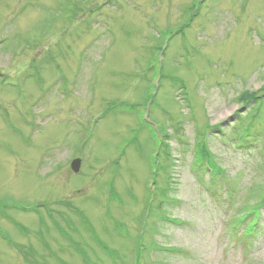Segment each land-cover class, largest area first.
Segmentation results:
<instances>
[{
  "label": "rangeland",
  "instance_id": "rangeland-1",
  "mask_svg": "<svg viewBox=\"0 0 264 264\" xmlns=\"http://www.w3.org/2000/svg\"><path fill=\"white\" fill-rule=\"evenodd\" d=\"M263 196L264 0H0V264H264Z\"/></svg>",
  "mask_w": 264,
  "mask_h": 264
},
{
  "label": "trees",
  "instance_id": "trees-1",
  "mask_svg": "<svg viewBox=\"0 0 264 264\" xmlns=\"http://www.w3.org/2000/svg\"><path fill=\"white\" fill-rule=\"evenodd\" d=\"M243 95H245L246 97H249L251 95V93L244 92ZM256 95L257 94H254L252 97H255ZM244 100H246V98H244ZM202 150H203V153L204 154H207V152L205 151L204 148H202ZM211 163H212V161H211ZM211 166H212V164H211ZM262 198H263V201L261 202V204H260L259 207H261V206L264 205V196ZM257 223H258V218H256L255 220H252V222L249 225V228L247 230L246 235H248V236H251L252 235V233L255 230V227L257 226L256 225ZM143 251H144V248H143V245L140 242V244L138 243V246H137V251H136V255H135V264H143V262H142V254H143Z\"/></svg>",
  "mask_w": 264,
  "mask_h": 264
},
{
  "label": "water",
  "instance_id": "water-1",
  "mask_svg": "<svg viewBox=\"0 0 264 264\" xmlns=\"http://www.w3.org/2000/svg\"><path fill=\"white\" fill-rule=\"evenodd\" d=\"M79 164H80V160H79V159H76V160H74V161L72 162L71 167H72V169H73L75 172L78 171V169H79Z\"/></svg>",
  "mask_w": 264,
  "mask_h": 264
}]
</instances>
